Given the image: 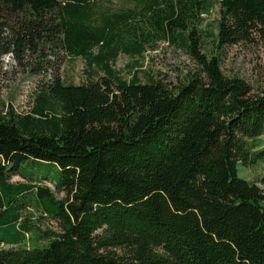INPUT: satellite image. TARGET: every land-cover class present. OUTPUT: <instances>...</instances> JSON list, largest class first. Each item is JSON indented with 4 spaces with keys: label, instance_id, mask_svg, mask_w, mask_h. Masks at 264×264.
<instances>
[{
    "label": "trees",
    "instance_id": "obj_1",
    "mask_svg": "<svg viewBox=\"0 0 264 264\" xmlns=\"http://www.w3.org/2000/svg\"><path fill=\"white\" fill-rule=\"evenodd\" d=\"M113 1L0 0V40L4 14L21 13L14 49L102 70L81 84L55 74L24 113L0 103V264H264V174L237 175L264 158V90L225 76L198 27L217 5L218 50L264 40V0ZM156 42L183 47L199 70L171 89L111 67ZM24 163L52 164L59 179H28ZM30 201L59 231L32 223Z\"/></svg>",
    "mask_w": 264,
    "mask_h": 264
},
{
    "label": "rangeland",
    "instance_id": "obj_2",
    "mask_svg": "<svg viewBox=\"0 0 264 264\" xmlns=\"http://www.w3.org/2000/svg\"><path fill=\"white\" fill-rule=\"evenodd\" d=\"M113 2L115 5L118 4L116 0ZM24 19L25 16L21 13H5L3 17L5 28L0 40V103L3 109L9 104L18 113L29 111L34 94L55 74H59L64 83L71 84L86 83L89 78L95 79L102 74L100 67L88 64L82 57L70 58L59 49H53L52 52L50 49L36 47L14 49L11 37ZM217 20L218 7L215 5L198 26L203 41L202 52L205 51L210 55L218 51L221 70L225 76H237L243 79L253 93L264 90V40L256 33H252L248 39L226 44L218 50L211 40L216 33ZM210 33L212 35H209ZM93 54H96V49L93 50ZM111 67L125 80L137 75L141 82L162 80L171 89L199 70L193 55L183 47L167 42H156L147 46L140 57L120 53L111 63ZM257 142H260L257 143L258 148L264 147V132ZM262 159L264 158H257L247 166L237 164V175L250 181L259 180L264 174ZM20 173L28 179L44 177L54 183L60 176L59 169L48 163H24L20 166ZM12 181H24V179L14 176ZM45 184L49 185L56 197H64V194L57 191L52 183L45 182ZM30 205L32 206L25 210L30 213L31 221L36 227L41 230L59 231L56 220L42 216L33 201H30Z\"/></svg>",
    "mask_w": 264,
    "mask_h": 264
},
{
    "label": "crops",
    "instance_id": "obj_3",
    "mask_svg": "<svg viewBox=\"0 0 264 264\" xmlns=\"http://www.w3.org/2000/svg\"><path fill=\"white\" fill-rule=\"evenodd\" d=\"M12 180V179H11Z\"/></svg>",
    "mask_w": 264,
    "mask_h": 264
}]
</instances>
